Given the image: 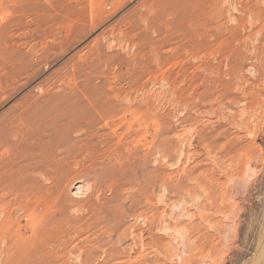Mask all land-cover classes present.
<instances>
[{
	"label": "rangeland",
	"instance_id": "rangeland-1",
	"mask_svg": "<svg viewBox=\"0 0 264 264\" xmlns=\"http://www.w3.org/2000/svg\"><path fill=\"white\" fill-rule=\"evenodd\" d=\"M0 264H264V0H0Z\"/></svg>",
	"mask_w": 264,
	"mask_h": 264
},
{
	"label": "bare ground",
	"instance_id": "bare-ground-1",
	"mask_svg": "<svg viewBox=\"0 0 264 264\" xmlns=\"http://www.w3.org/2000/svg\"><path fill=\"white\" fill-rule=\"evenodd\" d=\"M3 46V45H2ZM8 49V48H7ZM147 59V58H146ZM80 61V60H79ZM84 63V62H83ZM100 63V62H99ZM94 65V64H93ZM99 65V64H98ZM96 66V65H95ZM76 86V85H75ZM83 102V101H82ZM43 111V110H42ZM20 112V111H19ZM47 116V115H46ZM24 118V117H23Z\"/></svg>",
	"mask_w": 264,
	"mask_h": 264
}]
</instances>
